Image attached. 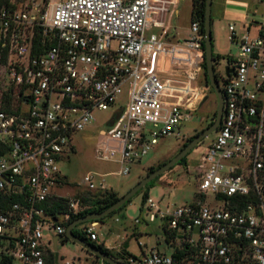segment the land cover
<instances>
[{
	"label": "built area",
	"instance_id": "obj_1",
	"mask_svg": "<svg viewBox=\"0 0 264 264\" xmlns=\"http://www.w3.org/2000/svg\"><path fill=\"white\" fill-rule=\"evenodd\" d=\"M173 4L0 6V264H84L60 256L58 245L67 221L90 208L85 200L109 189L86 176L85 193L70 196L58 164L75 152L72 140L91 125L95 111L112 114L97 132L94 158L118 164L127 175L159 140L179 136L208 99L198 23H190L179 43L164 41ZM248 19L240 30L228 26L237 54L222 73L214 70L223 122L197 165L194 198L164 210L149 198L143 204L149 222H161L168 253L139 245L138 256L116 261L264 264V13ZM152 29L160 34L147 35ZM97 225L73 230L96 243Z\"/></svg>",
	"mask_w": 264,
	"mask_h": 264
},
{
	"label": "rangeland",
	"instance_id": "obj_2",
	"mask_svg": "<svg viewBox=\"0 0 264 264\" xmlns=\"http://www.w3.org/2000/svg\"><path fill=\"white\" fill-rule=\"evenodd\" d=\"M19 5H26L31 2L40 4L41 0H11ZM61 1V0H53ZM255 6L258 9H255ZM175 8L179 15L175 17ZM191 13V0H179L177 5L170 8L167 21H172V26L176 28L178 37H186L189 33ZM264 13V1L260 0H212L211 21H212V54L215 57L214 69L222 73L226 67V60L235 57L237 49L231 45L228 39V26L235 25L239 30L245 23L246 14L249 19L260 18ZM159 30L148 31L147 35H156ZM128 93V86L124 87V92L120 96L119 103L124 105ZM216 98L210 93L205 103L193 114V120L184 122L180 127L179 136L165 137L158 141L146 156L139 163L130 167V172L123 175L120 166L113 162L99 161L94 158V147L97 139V132L106 127L107 120L112 112H94V121L84 132L77 134L72 144L75 152L69 155V160H62L58 167L61 175L66 178L68 187L63 190L70 196L83 194L86 191L84 178L93 177L94 185L98 188L104 182L108 191L116 192L119 196L125 194L146 176L149 167L156 168L164 164L182 148L188 138L199 133L206 127V121L211 118L215 111ZM216 132L210 134L204 141L193 148L185 157L184 163L175 165L170 170L159 176L147 189V196L155 203H159L161 209L166 206H181L190 202L197 192V182L195 179L196 168L200 163L206 146L215 137ZM143 192L134 196L130 203L123 209L98 223L95 228L97 242L103 243L105 248L111 250L115 255L121 250V246L127 241L130 253L124 256H138L140 254L139 245L145 251L157 246L160 252L168 253L165 244V235L161 228V222H149L147 211L143 208ZM58 253L64 258H81L84 264H92L95 257L79 245L66 241L59 243Z\"/></svg>",
	"mask_w": 264,
	"mask_h": 264
},
{
	"label": "water",
	"instance_id": "obj_3",
	"mask_svg": "<svg viewBox=\"0 0 264 264\" xmlns=\"http://www.w3.org/2000/svg\"><path fill=\"white\" fill-rule=\"evenodd\" d=\"M211 10H212V0H205V12H204V60H205V78L207 82L212 87L216 97H217V112H216V120L214 123L201 131L196 137H194L184 148L180 150V152L174 156L172 159L167 161L166 163L159 166L152 172L146 174L139 182L136 183L130 190H128L125 194L119 197V199L111 205L106 210L100 213H91L85 215L82 218L76 219L75 221L71 222L67 228L65 236L67 239L77 245H79L82 249H84L89 254L97 257L98 259L102 260L107 264H122L112 257L100 252L96 248H94L91 244L79 239L75 236L72 231L73 229L81 224L88 223V222H97L106 216L110 215L112 212L117 211L123 205H125L130 199H132L141 189H143L147 184H149L154 179L158 178L172 167L177 165L183 158L187 156V154L195 148L198 144H200L206 137H208L211 133L217 130V126L219 124L221 115H222V108H223V99L221 90L218 87L215 75H214V58L212 56V29H211ZM230 71L227 70V73ZM58 239V238H57ZM60 239V237H59Z\"/></svg>",
	"mask_w": 264,
	"mask_h": 264
},
{
	"label": "trees",
	"instance_id": "obj_4",
	"mask_svg": "<svg viewBox=\"0 0 264 264\" xmlns=\"http://www.w3.org/2000/svg\"><path fill=\"white\" fill-rule=\"evenodd\" d=\"M45 2H47L48 0H44ZM14 4H16L15 2H13ZM11 5V0H0V6H10ZM19 5V4H16ZM204 12H205V0H191V13H190V23L191 22H197L199 25V32L202 35V37H204ZM211 27H212V21H211ZM204 42V40H203ZM202 68L204 70V79L207 82L206 78H205V60H204V45L202 44ZM212 47H213V40H212ZM213 56V54H212ZM214 60L215 57L213 56ZM215 114H213V117L215 118ZM198 135L195 134L192 137L188 138L187 141L182 145V148H184L194 137H196ZM181 148V149H182ZM185 158H183L177 165L184 163ZM162 164L158 165L156 168L154 167H149L147 170V173L154 171L155 169H157L159 166H161ZM157 179V178H156ZM154 179L153 181H151L149 184H147L143 189H141L136 195H138L140 192H143L142 195V202L144 203L146 201V199L148 198L147 196V189L150 187V185H152V183L156 180ZM135 195V196H136ZM119 195L116 192L113 191H106L105 193H100L97 195V197L92 200V201H87L85 200V202H89L90 203V208L84 210L82 213H79L77 216H73L71 217L67 223L65 224V227L67 228V226L75 221L76 219L82 218L85 215L91 214V213H100L104 210H106L107 208H109L111 205H113L118 199H119ZM132 199H130L125 205H123L120 209H118L117 211L123 209L128 203H130ZM58 209L56 210H60V207H57ZM112 212L110 215L106 216L105 218L111 216L112 214L116 213ZM105 218L97 221V223H101V221H103ZM72 233L77 236L79 239L91 244L94 248H96L97 250H99L100 252L108 255L109 257H112L113 259L117 260L122 258V256L124 254H127V243L125 242L122 245V248L120 250L119 253H116L115 255L112 254L111 250L107 249L104 247V245L102 243L97 244L95 242H89V240L85 237V233H79L75 230L72 231ZM69 241L67 239L66 236H64L63 238V242ZM95 257V256H94ZM96 260H99L97 257H95ZM104 264H107L104 262Z\"/></svg>",
	"mask_w": 264,
	"mask_h": 264
},
{
	"label": "crops",
	"instance_id": "obj_5",
	"mask_svg": "<svg viewBox=\"0 0 264 264\" xmlns=\"http://www.w3.org/2000/svg\"><path fill=\"white\" fill-rule=\"evenodd\" d=\"M174 1V4L173 5H177L178 4V2H179V0H173ZM263 1L264 0H260V3L262 4L263 3ZM172 5V6H173ZM255 9L257 10L258 9V7L257 6H255ZM174 15H175V17H177L178 15H179V11L175 8V10H174ZM167 18H168V15H167V17H166V25H167V28H168V30H167V37H165L164 38V41L166 42V43H169V44H172V45H174V44H177V43H179L180 41H182L183 39H185L188 35H189V33H188V35L186 36V37H183V38H179L178 37V33H177V30H176V28H174L173 26H172V21H167ZM190 25V24H189ZM242 27V26H241ZM236 28V27H235ZM241 29V28H240ZM239 29V30H240ZM153 30H156V29H152V31ZM151 31V30H150ZM157 34H160V32L159 33H157ZM159 66H161V62L159 63ZM96 243L97 244H100L99 242H97L96 241ZM125 243V242H124ZM123 243V244H124ZM126 243H127V241H126ZM103 244V243H102ZM122 244V245H123ZM122 247V246H121ZM108 249V248H107ZM110 250V249H109ZM126 251H128V244H127V250ZM127 253H130V252H127Z\"/></svg>",
	"mask_w": 264,
	"mask_h": 264
},
{
	"label": "flooded vegetation",
	"instance_id": "obj_6",
	"mask_svg": "<svg viewBox=\"0 0 264 264\" xmlns=\"http://www.w3.org/2000/svg\"><path fill=\"white\" fill-rule=\"evenodd\" d=\"M213 70H215V69H213ZM216 81H217V84H218L219 89L221 90V84H220V82H219L217 79H216ZM211 93H212V94L215 96V98H216V107H215V111L212 112V117L210 118V120H211L210 124L207 125V122H206V127H205L204 129H207L208 127H210V126L214 123V121L216 120V114H215V118L213 117V114L217 112V107H218V104H217V97H216V95H215L213 89H211ZM222 122H223V110H222V115H221V118H220L219 124H218V126H217V130H218L219 127L221 126ZM204 129H202L201 131H203ZM217 130H216V131H217ZM201 131H200V132H201ZM216 131H215V132H216ZM200 132H199V133H200ZM199 133H198V134H199ZM211 134H212V133H211ZM205 139H206V138H205ZM203 141H204V140H203ZM203 141H202V142H203ZM202 142H201V143H202ZM180 150H181V149H180ZM180 150H179L174 156H176V155L180 152ZM174 156H173V157H174ZM173 157H172V158H173Z\"/></svg>",
	"mask_w": 264,
	"mask_h": 264
}]
</instances>
